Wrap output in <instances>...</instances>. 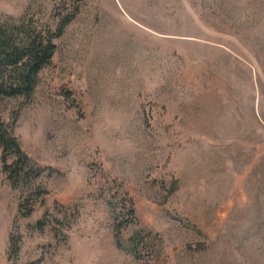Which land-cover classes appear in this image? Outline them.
Returning <instances> with one entry per match:
<instances>
[{
	"label": "rangeland",
	"instance_id": "1",
	"mask_svg": "<svg viewBox=\"0 0 264 264\" xmlns=\"http://www.w3.org/2000/svg\"><path fill=\"white\" fill-rule=\"evenodd\" d=\"M0 25L55 46L0 97L41 172L0 159V264H264V0H0Z\"/></svg>",
	"mask_w": 264,
	"mask_h": 264
},
{
	"label": "trees",
	"instance_id": "2",
	"mask_svg": "<svg viewBox=\"0 0 264 264\" xmlns=\"http://www.w3.org/2000/svg\"><path fill=\"white\" fill-rule=\"evenodd\" d=\"M69 20L61 23L59 31ZM54 51L55 46L48 40L46 41L41 34H28L21 27L11 28L7 25H0V97L17 98L30 95L34 91L37 75L51 62ZM0 150L2 173L11 187L22 191H32V185L41 176V172L32 165L30 158L21 150L20 144L12 134L11 126L6 125L1 116ZM128 204L133 206L131 199ZM22 206L23 204L19 207V211L22 210ZM108 206L113 213L116 246L132 254L137 262H142L140 255L132 246L128 244V247L124 248L121 241V234L131 222L134 212L131 209H125L124 212L123 210L118 211L111 200ZM39 224L41 226L42 223L39 222Z\"/></svg>",
	"mask_w": 264,
	"mask_h": 264
}]
</instances>
